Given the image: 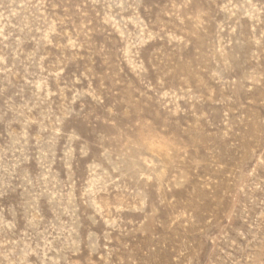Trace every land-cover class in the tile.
<instances>
[{
  "label": "rangeland",
  "instance_id": "obj_1",
  "mask_svg": "<svg viewBox=\"0 0 264 264\" xmlns=\"http://www.w3.org/2000/svg\"><path fill=\"white\" fill-rule=\"evenodd\" d=\"M0 264H264V0H0Z\"/></svg>",
  "mask_w": 264,
  "mask_h": 264
}]
</instances>
